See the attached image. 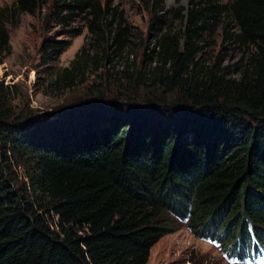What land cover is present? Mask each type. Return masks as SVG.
I'll return each mask as SVG.
<instances>
[{"label": "trees", "instance_id": "16d2710c", "mask_svg": "<svg viewBox=\"0 0 264 264\" xmlns=\"http://www.w3.org/2000/svg\"><path fill=\"white\" fill-rule=\"evenodd\" d=\"M131 1L151 17L152 47L115 0L13 2V17L46 9V27L68 36L85 22L56 83L91 63L107 84L45 115L17 113L0 86V264H146L180 223L232 260L262 253L264 0ZM70 45L44 46L59 58Z\"/></svg>", "mask_w": 264, "mask_h": 264}, {"label": "rangeland", "instance_id": "374dc122", "mask_svg": "<svg viewBox=\"0 0 264 264\" xmlns=\"http://www.w3.org/2000/svg\"><path fill=\"white\" fill-rule=\"evenodd\" d=\"M13 2L14 0H0V12L5 10L4 25L10 37V51L0 47V86L8 87L9 101L14 102L17 113L31 110L38 115H45L58 108H67V104L70 105L73 101H84L83 96L95 83L107 84L92 72L91 63L85 66L83 76L75 78L74 81L56 83L59 72L71 66L76 54L88 39L89 32L85 22L78 20L73 23L72 27L80 33L74 37L68 36L59 27L54 25L46 27L44 23L46 9L36 15L22 13L13 17L11 13ZM115 2L127 11L129 23L136 28L135 31H139L151 41L152 47L155 38L150 29L149 13L131 0ZM187 3L188 0H165V8L187 6ZM167 21L171 22V18L168 17ZM52 38L71 40V45L59 58L49 57L44 46L45 41ZM145 44L146 42H143L132 51L138 68L143 67L141 64L145 58L143 49ZM232 57L234 54L230 59ZM113 64L117 65V69H121L125 65V60L117 58ZM108 67L112 70L110 65ZM104 70L105 68L101 72ZM101 76L108 75L104 73ZM110 83L109 86L105 85V89L116 90L113 83ZM190 256H196L206 264H253L232 262L218 245L194 236L185 223H180L178 230L166 234L151 248L146 264H190Z\"/></svg>", "mask_w": 264, "mask_h": 264}]
</instances>
